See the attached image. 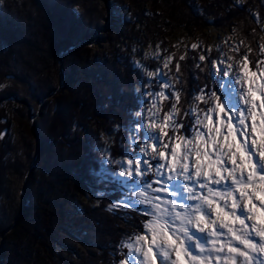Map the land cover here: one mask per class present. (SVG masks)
Here are the masks:
<instances>
[{
	"label": "trees",
	"instance_id": "1",
	"mask_svg": "<svg viewBox=\"0 0 264 264\" xmlns=\"http://www.w3.org/2000/svg\"><path fill=\"white\" fill-rule=\"evenodd\" d=\"M121 1L109 10L106 0H0V264H118L127 251L118 248L121 240L149 219L107 210L119 195L89 173L99 171L105 134L112 137L110 158L130 148L127 139L121 147L124 130L113 129L141 108L146 80L134 66L132 42L147 49L175 27L200 29L208 17L217 23L222 16L251 35L253 67L263 56L254 43L263 0L241 7L231 0H128L127 16L106 30ZM101 30L108 46L97 54L88 41ZM214 59L200 48L173 53L168 71L180 94V133L192 123L184 113L195 102L193 89L212 87ZM173 103L169 96L164 111ZM98 188L109 194L96 197Z\"/></svg>",
	"mask_w": 264,
	"mask_h": 264
},
{
	"label": "snow or ice",
	"instance_id": "2",
	"mask_svg": "<svg viewBox=\"0 0 264 264\" xmlns=\"http://www.w3.org/2000/svg\"><path fill=\"white\" fill-rule=\"evenodd\" d=\"M210 64L212 87L193 89L197 103L184 113L192 118L186 133H180L185 126L177 122L180 94L158 73L157 83L172 90L145 91L153 97L147 120L138 110L127 125L113 129L126 133L121 147L127 139L130 148L123 156L128 159L106 155L98 160L99 171L89 168L97 184L119 195L107 210L149 217L141 230L121 240L118 248L127 251H121L124 259L118 264H264V220L258 221L254 211L258 204L264 209L257 196L264 194V102L252 99L255 85L243 68L237 72L224 61ZM256 90L264 96V84ZM169 96L176 103L161 117L158 100ZM143 104L141 99V109ZM102 151L110 154L108 148Z\"/></svg>",
	"mask_w": 264,
	"mask_h": 264
},
{
	"label": "rangeland",
	"instance_id": "3",
	"mask_svg": "<svg viewBox=\"0 0 264 264\" xmlns=\"http://www.w3.org/2000/svg\"><path fill=\"white\" fill-rule=\"evenodd\" d=\"M112 1L110 0V4L112 5ZM234 5L236 6H242L245 2V0H231ZM160 2V1H159ZM264 2V0H263ZM106 5L108 9L110 10L111 6L108 5V0H106ZM163 6V5H162ZM114 12L116 13L115 16V22L113 24H110V22L105 27L106 30L116 28V25L121 23L125 16L128 14V0H122L118 7L114 8ZM215 8L214 10H216ZM213 16L208 17L209 23L203 27L200 28L196 25H190L189 27L185 26H179L175 27L172 31L169 32V34H165L164 36H161L162 38H165V40H162L160 37L152 46H150L147 49H144L138 45L137 43L132 42V51L134 52L133 60L136 62V67L140 68L143 75L145 76V83L140 85V89L142 92V100L144 101L142 109L140 108L139 111H142V119L147 120L148 118V109L152 108V96H145V91H161L164 90L165 93L170 92L172 88L163 89L162 85L157 83V74L162 73L166 79H168L173 87L170 75H169V65L173 59V53L175 51H178L181 48H188V49H197L200 48L206 56L209 57H215L213 61H216L219 63L220 61H224L223 66H227V64H231L233 66V69L237 72H240L241 68H243L244 73L246 74L249 83H254L255 88L253 90L252 99L256 103L264 102V96H261L258 89L262 84H264V22L261 24V33L258 34L254 40V43L258 45L260 49V53L263 55L261 59L257 62V64L253 67L250 63L249 59V53L252 50L251 45L248 43V40H251V35H244L241 31L237 30V20L231 19V23L229 22H222V16L219 18H216L215 21L217 23L213 22ZM101 31H98V33L94 36L93 40L88 41V45L93 49L94 53L99 54L103 49H105L108 46L107 41L104 38H101L100 36L103 34ZM247 38V40H245ZM167 41V45L163 47V42ZM192 45H197L196 48H193ZM170 47L172 48L170 50ZM74 48V47H73ZM247 56V61L244 60V57ZM171 57L170 62L168 63V67L165 68L164 64L166 60ZM158 62V66L155 68H152L151 62ZM259 65V67H257ZM214 68L211 64V71H213ZM153 72L154 75L152 77H149L148 73ZM255 73V75H254ZM219 79V77H217ZM152 81L149 83V81ZM142 85H144L142 87ZM166 100L164 98H159L157 106L161 109L159 115L162 117L165 113V107H166ZM197 102L195 101L191 106H195ZM200 108H205L204 104H199ZM41 109V107H40ZM168 112V111H167ZM38 113L32 117V120H34L38 117ZM260 117L257 115V120H259ZM178 120V117H177ZM35 130V129H34ZM36 134V133H35ZM37 135V134H36ZM168 135L171 136L173 134H170V129L168 130ZM190 135V134H189ZM257 136H259V132H257ZM112 137L108 136L107 134L104 135V145L99 148L101 149V155L102 158H104L106 155H110L108 153H104L102 150L104 148L110 149L112 140ZM129 145V144H128ZM130 146V145H129ZM151 150V149H149ZM121 159H124L125 161L128 159V157H123ZM113 170V171H117ZM147 179L151 180L152 176L149 175ZM99 190L103 191L102 189L98 188ZM98 189H94V193ZM98 195H96L97 197ZM260 198V197H259ZM264 200V199H261ZM98 201V199H97ZM259 206V204H258ZM257 206V207H258ZM258 209V208H257ZM255 209L256 215L258 213V210ZM264 214V213H263Z\"/></svg>",
	"mask_w": 264,
	"mask_h": 264
},
{
	"label": "bare ground",
	"instance_id": "4",
	"mask_svg": "<svg viewBox=\"0 0 264 264\" xmlns=\"http://www.w3.org/2000/svg\"><path fill=\"white\" fill-rule=\"evenodd\" d=\"M257 196L260 197V199H264V194L257 192ZM258 213L256 215L257 220H264V209H260L259 206L257 207Z\"/></svg>",
	"mask_w": 264,
	"mask_h": 264
},
{
	"label": "water",
	"instance_id": "5",
	"mask_svg": "<svg viewBox=\"0 0 264 264\" xmlns=\"http://www.w3.org/2000/svg\"><path fill=\"white\" fill-rule=\"evenodd\" d=\"M108 5L109 6H111V4H110V0H108ZM72 49V48H71ZM33 119H34V117H33ZM34 132L37 134V136H38V132L36 131V130H34ZM38 143H40V139H39V136H38Z\"/></svg>",
	"mask_w": 264,
	"mask_h": 264
}]
</instances>
